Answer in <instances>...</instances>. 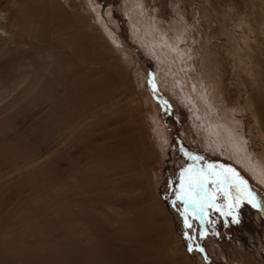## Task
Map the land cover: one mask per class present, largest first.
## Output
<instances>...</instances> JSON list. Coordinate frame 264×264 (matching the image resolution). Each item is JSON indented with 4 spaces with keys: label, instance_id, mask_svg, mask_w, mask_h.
I'll return each instance as SVG.
<instances>
[{
    "label": "rangeland",
    "instance_id": "obj_1",
    "mask_svg": "<svg viewBox=\"0 0 264 264\" xmlns=\"http://www.w3.org/2000/svg\"><path fill=\"white\" fill-rule=\"evenodd\" d=\"M221 129L264 173V0H0V264H264Z\"/></svg>",
    "mask_w": 264,
    "mask_h": 264
},
{
    "label": "snow or ice",
    "instance_id": "obj_2",
    "mask_svg": "<svg viewBox=\"0 0 264 264\" xmlns=\"http://www.w3.org/2000/svg\"><path fill=\"white\" fill-rule=\"evenodd\" d=\"M191 159L196 160L198 157H191ZM225 172L231 173V169H226ZM211 182L218 185V191H224V184H227L230 188H235L239 195L236 197L234 203H228L226 206L221 207L216 205V196L213 193L207 191L206 185ZM225 198L230 199L229 194L225 193ZM176 200L183 203L185 211L182 215L185 216L184 224L185 227H191L187 220V209L190 207L192 209L193 218L200 215L202 218L207 216L206 209L212 208L221 213L224 216H232V223H238L237 217L234 215L235 208H238L241 203L247 201L252 207H258V202L255 196L247 191V186L245 182L239 179L235 173H232L231 178L228 176H223L218 179L209 180L203 172H196L191 167L185 168L180 173V186L176 192ZM227 208V210H225ZM201 237L205 235L203 230L200 233ZM191 251V248L189 249Z\"/></svg>",
    "mask_w": 264,
    "mask_h": 264
},
{
    "label": "bare ground",
    "instance_id": "obj_3",
    "mask_svg": "<svg viewBox=\"0 0 264 264\" xmlns=\"http://www.w3.org/2000/svg\"><path fill=\"white\" fill-rule=\"evenodd\" d=\"M221 131L223 138H225V141L231 144L229 145L230 151L235 152V159L237 160L239 165H237V167L243 170V173L245 175L244 177H247L249 188L253 190L255 194L264 199V173L262 172L260 165L254 162L253 159L246 157L247 155H244L247 152L241 138H237L235 136L231 137L230 134H225L224 129H221Z\"/></svg>",
    "mask_w": 264,
    "mask_h": 264
}]
</instances>
